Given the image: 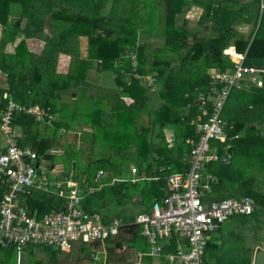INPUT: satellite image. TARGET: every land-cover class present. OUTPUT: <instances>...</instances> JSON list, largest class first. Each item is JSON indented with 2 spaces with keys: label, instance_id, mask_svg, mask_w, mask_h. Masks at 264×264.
Here are the masks:
<instances>
[{
  "label": "trees",
  "instance_id": "obj_1",
  "mask_svg": "<svg viewBox=\"0 0 264 264\" xmlns=\"http://www.w3.org/2000/svg\"><path fill=\"white\" fill-rule=\"evenodd\" d=\"M260 6L261 0H0V24L7 33L0 47L17 43L15 55L0 60V73L5 75L0 84V112L9 101L38 105L54 118L51 126L45 123L47 129L62 127L72 132L70 125H74L83 133L82 140L91 144L87 146L91 159L79 167L81 174L74 179L82 178L84 186L95 187L94 178L103 171L106 177L101 184L107 181L84 198L82 208L87 212H97L109 221L117 218L115 211L122 205L147 209L163 197L166 176L188 170L184 155L190 147L185 140H197L189 123L199 113L197 92L206 91L209 71L232 66L222 51L233 46L246 54V66L264 68ZM192 7L202 10L194 22L185 18ZM244 24L250 27L244 30ZM30 39L46 43L40 53L27 50ZM61 56L70 60L66 74L59 69ZM39 68L45 74H37ZM104 76L112 79L110 86L103 84ZM145 77L154 78L152 89L143 83ZM233 90L222 119L227 135H238V139L228 143L241 142L243 153L255 149L264 161L260 130L264 93L244 86ZM188 104L191 111L186 115ZM14 124L22 134L17 144L30 147L38 162H51L52 169L54 138L38 135L34 128L40 122L30 115H16ZM167 131L172 137L166 136ZM217 147L218 155L228 152L223 144ZM66 149L69 155L82 152ZM63 155L69 160L66 150ZM131 165L144 179L131 183L126 178ZM246 183L247 188L250 183ZM244 196L264 213V195L247 189ZM62 203L53 195L34 194L28 199V210L41 215ZM124 234L109 241L106 264H132L125 259L127 252L149 251L137 230L128 241H123ZM208 250L207 246L206 255ZM221 251L215 246L216 262L207 259L206 264H226ZM240 252L236 262L232 258L228 263L250 264L253 249L241 247Z\"/></svg>",
  "mask_w": 264,
  "mask_h": 264
},
{
  "label": "built area",
  "instance_id": "obj_2",
  "mask_svg": "<svg viewBox=\"0 0 264 264\" xmlns=\"http://www.w3.org/2000/svg\"><path fill=\"white\" fill-rule=\"evenodd\" d=\"M263 7L261 0L260 9ZM222 54L232 66L209 71L206 91L197 92L199 113L190 122L197 140H185L190 147L184 155L188 170L166 176L163 198L131 220L113 218L104 221L99 213L82 208L86 195H92L104 186L100 181L104 175L102 171H98L94 178L98 183L95 187L84 186L83 180L74 181L71 176L64 182L50 180L47 172L53 169H44L34 150L17 144L20 133L14 119L18 114H27L37 122L50 124L53 116L38 105L26 106L9 101L0 112V136L5 144L0 154V248H14L17 253L27 247L43 246L69 253L76 246H86L92 249L90 258L96 262L100 254L105 257V241L136 225L149 251L147 254L133 253L130 256L132 264H143L144 256L159 264H206L207 246L228 219L262 211L248 196L210 198L217 178L204 167L210 162L228 164L229 153L220 157L217 146L223 144L224 150H229L228 141L238 138L234 135L228 139L222 119L231 91L244 86L264 93V68L246 66V54L238 53L233 46L226 47ZM154 81L153 77L143 78V83L150 89ZM190 111L191 105L188 104L186 115ZM129 171L131 183L144 179L143 175L135 177L136 167L129 166ZM34 194L53 195L63 203L59 209L41 215L37 211L31 213L28 199Z\"/></svg>",
  "mask_w": 264,
  "mask_h": 264
},
{
  "label": "rangeland",
  "instance_id": "obj_3",
  "mask_svg": "<svg viewBox=\"0 0 264 264\" xmlns=\"http://www.w3.org/2000/svg\"><path fill=\"white\" fill-rule=\"evenodd\" d=\"M110 5L107 4L105 10L107 11ZM104 11V9H103ZM17 12V9H16ZM12 19V18H11ZM14 22V21H12ZM0 24V39L6 38L7 33H3L4 27ZM31 40V39H30ZM28 43H32L28 41ZM44 43V42H42ZM59 57H57L58 59ZM69 59V57L67 58ZM62 63V60H60ZM69 61L66 60V65ZM236 89V88H235ZM234 89V90H235ZM233 90V91H234ZM224 113V112H223ZM225 114V113H224ZM225 118V115H224ZM191 122V121H190ZM189 122V123H190ZM46 122H40L34 130L40 136H46L48 138L53 137L54 141L57 144L56 150L52 151L54 155L52 158L53 162V170L51 172H47V175L50 180L64 182L67 177H70L74 181H80L82 178L74 179V176H79L81 172H79V167L84 166L86 162L91 159L89 156V148L91 144H86L82 140V132L77 129L76 126L70 125L72 132H68L65 128H60L58 131H55L54 128L47 129ZM52 124H48L51 126ZM75 130V131H74ZM260 130L264 132V126L260 127ZM21 136V133H20ZM211 143V142H210ZM236 144V143H235ZM3 143L0 136V154L3 152ZM235 146V145H234ZM232 146L231 159L228 166L223 168L224 171H233L235 177H233L232 184H226L228 190V195L226 197H216L211 195L212 200H220L224 198H236L239 199L246 193L247 189H250L251 192H257L260 195H264V161L258 157L257 151L253 149L252 151L247 150V154L244 152L243 155L239 158L235 157V148ZM66 147H71L73 149V153L76 151H82L79 156L69 155L67 153ZM256 146H253L255 148ZM66 150V155L69 156V160H66V157L63 155ZM65 157V158H64ZM41 166L44 169H47L51 166V162H42ZM128 166V165H127ZM135 167V166H133ZM129 170V168H128ZM103 172V171H102ZM104 175L101 178L103 181L104 177H106V173L103 172ZM128 180H130V172L127 174ZM135 177H139L136 175ZM106 179V178H105ZM249 181L250 185L246 188V182ZM106 180H104V185L106 184ZM105 187V186H104ZM254 201V200H253ZM257 205V203L255 202ZM138 209H135L132 205H122V207L118 208L115 211L117 218L121 220H127L130 217H134L138 214ZM260 215V216H257ZM257 216L256 220L255 217ZM127 217V218H126ZM222 236L224 237V241L218 238L213 240L212 245H215L218 250L222 249L220 252V256H223L222 261L228 263L229 259L234 258V262L238 260L237 255H241L240 249L244 247L245 249L252 248L253 251L255 249H263L264 250V213L261 211H256L254 216H233L228 219L223 226ZM226 234H228L226 236ZM222 237V238H223ZM126 245V243H124ZM112 244H110L109 240L103 243V247L106 249L111 248ZM10 249H0V262L3 264H92L88 259L85 258L84 255L90 253V250L87 247L84 249V252L79 250V247H74L69 253H62L55 248H45L43 246H31L23 249L21 252L9 251ZM145 251L148 250L146 249ZM235 255H233L234 253ZM145 253V254H147ZM212 253H214V248ZM84 254V255H83ZM109 254V252H108ZM207 255L212 257L211 252H207ZM216 252L212 257L213 261L211 263L216 262ZM125 259L129 260L128 254L125 255ZM253 256V253H252ZM144 257L149 258L146 259ZM143 260L151 263L154 259L144 256ZM231 257V258H230ZM122 259L121 256L117 257V261ZM0 263V264H1ZM96 264H103L101 262H96ZM106 264V263H104ZM241 264V263H236ZM252 264V262L250 263Z\"/></svg>",
  "mask_w": 264,
  "mask_h": 264
},
{
  "label": "crops",
  "instance_id": "obj_4",
  "mask_svg": "<svg viewBox=\"0 0 264 264\" xmlns=\"http://www.w3.org/2000/svg\"><path fill=\"white\" fill-rule=\"evenodd\" d=\"M262 3H263V6H264V1L262 0ZM262 11H264V7L261 9V12ZM201 12H202V10L200 9V8H198V7H192V8H190L189 10H187L186 11V13H185V18L186 19H188V20H190V21H197L198 20V18L200 17V15H201ZM260 17H261V13H260ZM244 27V28H243ZM250 26L248 25V24H244V25H242V29H248ZM28 41H31L32 43H28ZM27 41V43H26V47H27V50L29 51V52H34V53H40L41 51H42V49H43V47L46 45V43H42V41H40V40H37V39H31V40H28ZM16 44L17 43H8V44H6L2 49H1V47H0V60H1V58H2V56H10V55H15V51H14V49H15V47H16ZM0 45H1V43H0ZM60 55H62V54H60ZM67 57V56H66ZM66 57H63V56H61L60 57V59L62 60V63H60V72L62 73V74H66V69H67V67H68V65H69V63H70V60L69 59H67ZM66 60L67 61H69L68 63H67V65H66ZM258 68H262V67H258ZM45 71L43 70V69H38L37 70V74H45L44 73ZM105 77V79H106V81H104V85H106V86H110V84H111V82H112V79L111 78H109V77H106V76H104ZM4 80H5V75L4 74H2V73H0V84H3V82H4ZM225 123V122H224ZM227 132V131H226ZM19 133H21V131L19 130ZM263 134H264V132H262ZM22 135V134H21ZM166 136L167 137H172V132L171 131H167L166 132ZM228 136V135H227ZM231 137H233V136H231ZM231 137H229L228 136V139L229 138H231ZM241 137V136H240ZM20 138H21V136H20ZM238 139V138H237ZM239 139H241V138H239ZM234 140H236V139H233V140H229L228 142H232V141H234ZM3 141V140H2ZM240 143L241 142H238V143H236L235 144V146L234 145H232V143H228L229 144V150H228V152L227 153H229V155H230V159H231V153H232V146H234V148H235V153H236V156L235 157H237V158H239L240 159V157L242 156V146L240 145ZM225 154H222V155H219L220 157H223ZM230 159H229V163H230ZM229 163L228 164H226V165H224V164H222L220 161H218V162H210V163H208V164H206L205 165V171L206 172H208V173H210V174H212V175H214L216 178H217V184L214 186V188H213V192H212V196L214 195V196H216V197H226L227 195H228V188L226 187V184H232V180H233V177H235V175H234V172L233 171H224L223 170V168L225 167V166H228L229 165ZM131 176V175H130ZM131 178V177H130ZM113 180H115V179H113ZM112 180V181H113ZM164 195H165V192H164ZM163 195V196H164ZM243 197V196H242ZM163 198V197H162ZM225 199V198H224ZM153 204V203H152ZM151 204V205H152ZM151 205L146 209L144 206L140 209V208H136V209H138V212L139 213H144V212H147L148 210H149V208L151 207ZM145 209L147 210V211H145ZM138 213V214H139ZM223 226H224V224L221 226V228L219 229V231L217 232V234H216V236L214 237V239L213 240H216L217 238H218V240L219 239H222V241H224V237L222 236V230H223ZM138 231L139 232V236H140V231H139V229H138V227L136 226V228L134 229V230H132V232H134V231ZM132 232H124L125 234H124V236L122 237L123 238V241H128L130 238H131V233ZM228 234H226V236H227ZM117 237H119V236H117ZM117 237H115V238H113V239H110V241L111 240H115ZM121 237V236H120ZM141 237V236H140ZM223 237V238H222ZM142 238V237H141ZM216 238V239H215ZM213 242V241H212ZM212 242L208 245V247H209V250L207 251V252H211L210 251V248L211 247H215V245H212ZM76 247H79V250L81 251V252H84V251H82V249H85L86 248V246H76ZM213 247V248H214ZM87 249H89L90 250V253H91V251H92V249L90 248V247H87ZM259 249V248H258ZM105 250H106V253H105V257H104V255L103 254H100L99 255V260L98 261H96V262H101V263H105V261H106V257L108 256V252H107V249L105 248ZM257 249H255V251H256ZM123 251V248H120V250L118 251V252H122ZM254 251V252H255ZM137 252H139V251H137ZM254 252H253V255H254ZM90 253H89V255H90ZM133 253H135V252H127L126 254H128V256H129V259L131 258L130 256L133 254ZM211 254H212V257L215 255V253H212L211 252ZM84 255V254H83ZM85 256V255H84ZM205 257L209 260V261H213V259H212V257H210V256H207L206 255V252H205ZM86 258V257H85ZM104 258V259H103ZM215 258L217 259V257L215 256ZM87 259V258H86ZM88 261H90L91 263L93 262V260L90 258V256H89V258H88ZM96 262H93L92 264H96ZM214 262H215V260H214ZM213 262V263H214ZM251 262H253V256H252V259H251ZM142 263L143 264H147L148 262H145V260H143L142 259ZM209 263V262H208ZM149 264H159V263H157V261H155V260H153V261H151V263H149Z\"/></svg>",
  "mask_w": 264,
  "mask_h": 264
},
{
  "label": "water",
  "instance_id": "obj_5",
  "mask_svg": "<svg viewBox=\"0 0 264 264\" xmlns=\"http://www.w3.org/2000/svg\"><path fill=\"white\" fill-rule=\"evenodd\" d=\"M136 228V225L129 226L128 232H132ZM252 264H264V250L257 249L253 255V262Z\"/></svg>",
  "mask_w": 264,
  "mask_h": 264
}]
</instances>
